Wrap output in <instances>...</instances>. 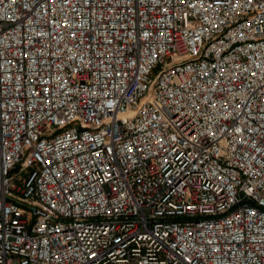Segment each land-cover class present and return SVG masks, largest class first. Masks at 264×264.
<instances>
[{
  "label": "built area",
  "instance_id": "1",
  "mask_svg": "<svg viewBox=\"0 0 264 264\" xmlns=\"http://www.w3.org/2000/svg\"><path fill=\"white\" fill-rule=\"evenodd\" d=\"M264 264V0H0V264Z\"/></svg>",
  "mask_w": 264,
  "mask_h": 264
},
{
  "label": "rangeland",
  "instance_id": "2",
  "mask_svg": "<svg viewBox=\"0 0 264 264\" xmlns=\"http://www.w3.org/2000/svg\"><path fill=\"white\" fill-rule=\"evenodd\" d=\"M12 264H17L16 262H13Z\"/></svg>",
  "mask_w": 264,
  "mask_h": 264
}]
</instances>
